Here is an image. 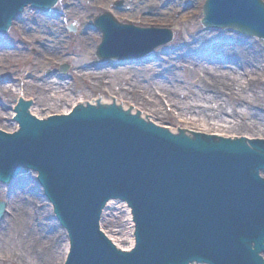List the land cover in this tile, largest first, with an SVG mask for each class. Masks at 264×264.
<instances>
[{
  "label": "water",
  "instance_id": "water-1",
  "mask_svg": "<svg viewBox=\"0 0 264 264\" xmlns=\"http://www.w3.org/2000/svg\"><path fill=\"white\" fill-rule=\"evenodd\" d=\"M53 2L0 0V28L27 6L47 9ZM234 9L253 20L264 17L258 0H207L203 23L233 19ZM95 25L103 33L101 57L112 45H131L110 33L118 26L107 16ZM89 102L43 122L20 102L18 132H0V178L23 170L38 174L70 239L66 264H264L263 141L248 147L181 131L174 136L178 131L124 113L113 103L130 108L105 95ZM111 199L132 210L136 247L130 254L117 252L99 232ZM3 211L0 204V218Z\"/></svg>",
  "mask_w": 264,
  "mask_h": 264
},
{
  "label": "rangeland",
  "instance_id": "rangeland-1",
  "mask_svg": "<svg viewBox=\"0 0 264 264\" xmlns=\"http://www.w3.org/2000/svg\"><path fill=\"white\" fill-rule=\"evenodd\" d=\"M159 1L160 2L157 3V5L160 6L161 9L160 13L156 12L155 10V15L153 16L155 18H148V16L146 15V12L152 10L151 8L144 10L145 8L135 6L134 3L136 2V0H99V2H92V7H85L86 4L82 0L80 2L81 6L76 5L73 10L67 11V17L60 16L63 13V8L61 7L62 3L60 2L58 5L59 13L54 10L56 12L57 19L53 20L46 18L40 14L35 15V12L33 11H31V15H26L25 12L24 15L21 17V23H19V25H27L28 36L44 37L42 39L45 40L47 45L51 46V49L47 48V50L51 53V55L57 57L58 60H62L66 53L73 54L74 59L72 62L75 66L79 65L78 68L83 65L91 64V62L94 60L96 48L101 43L100 33L96 31L93 27V29H90L89 26L86 27L88 24L90 26L92 25V21L87 20L92 15L97 17L104 12H108L110 14L112 13L111 15H113V17L116 18L119 22L124 23L125 19H128L129 21L135 20L133 19L135 14L139 13L142 15V22L139 24L135 23L133 24L134 26L145 27L146 25L144 24L152 23L155 25V27H164V29H169L172 33L171 35L173 39L171 43L165 45V47L163 46L156 49L155 52L148 56L150 57L148 63H141L125 69L110 68L108 70H105L109 72V74H103L102 72L97 73V75H95V78L96 80H101L103 82L102 85L106 86L104 88L105 91L98 89V86H100L101 83L100 81H97L95 84L96 90L89 89L87 87L85 88L84 86L80 85L79 87H77L75 96H72L66 93L62 94V92H60V89L57 94H52L51 101L49 99V97L51 96L44 93V91L41 90V88L39 87V85L44 84L42 82L43 80H33L38 76V72L40 71H36V69L40 68L42 71L41 66L35 69L25 67L22 72L17 70L13 71L14 75H18L17 77L23 78L24 75L26 81L28 80L30 82L25 89L20 88V90L17 91L14 88L19 89L17 86L18 83L15 86L11 84H4L0 86V88H5V91H3L2 89L0 90V115H2L0 117V130L5 132H12L10 127H14L15 130L17 129V127L13 125L11 118L14 116L13 109L16 106L15 103L18 100L19 95L14 96V93L10 94V96H12L13 98L10 97V99H8L7 97H9V95L6 93V91L8 92L7 88L9 90H14V92L16 91V93L18 94L23 93L24 98L26 99H28L29 97L28 95L26 96V94H31L34 96L37 92L41 99L42 97H44L49 101V105L52 108L50 109L49 114H60L65 112L64 106L67 109L70 108L71 105L69 104H71L72 100L89 102L100 95H105L111 99H119L117 101H121L120 104L132 109L135 112H140V109V111L135 110L138 109V104H136V102H141L138 97L147 99L150 96L155 98L154 93H156L158 101L162 104V106L166 107L167 112H169L171 110L170 106H167V103L166 101H164L162 94L158 91H155V86L151 84L154 81L163 82V74H165L168 77H175L177 84L182 88V92H186L184 97L188 100L189 104L196 106L194 101L192 100L204 101L203 104L207 108L208 113L211 112V105H222V107L219 108L227 111V114L223 116L224 119L231 122L235 119H238V122H240L243 121V118L231 114L230 108H234L239 114H243V110H249L246 111L248 115L246 116L247 118H245L244 120H246V122H249V120L255 121L258 124V127L262 128V130L256 132V134L248 133L246 131L225 130L226 132H232L226 133L225 131H223L228 134L227 137H244L246 139L264 138V61H262L263 70L258 75H256L258 73V69H256L255 67L247 69V72L244 73L242 69L238 66V57L237 59H235V65H231L233 63L227 60L224 61L225 59L216 50H214V47H216V45H219L220 42H225L226 44H223L224 48H227L228 50H233V53L236 54L237 52H235L234 48L238 47L237 42L232 44L231 40H236L239 43L241 41H248L254 44L255 49L259 52V55L262 57L264 56V46L260 45V43H258V41L255 39L243 37L235 32H216L211 30H203L201 28L200 22L202 20V7L204 6L206 0ZM261 1L264 2V0ZM118 3H121V5L115 8V4ZM149 6L155 8L152 5ZM35 17L39 18L41 22H44L46 24L43 25V23H40L35 25ZM47 21L56 22L57 30L53 29L51 26H47ZM130 23L132 22L130 21ZM71 24L75 25L77 31L73 34L72 37H70V40L66 42L67 40L64 39V34L68 35L66 25ZM62 27H64V29H62ZM81 36L83 38H81ZM192 40L194 42V45H190V47L188 48L187 45ZM65 43L71 44L68 51L65 50ZM63 47L64 50H62ZM14 49L17 50V54H15L16 59L15 57H10L9 63L16 62L18 65L22 66L25 61L30 62L31 60H36L37 62L32 64H41L38 55L34 53L27 54V52H24L22 50L21 45L18 42H15V44L13 45V50ZM13 50H6V57H8V54ZM218 54L220 56H218ZM206 56L213 63L209 61ZM213 56H215V58ZM200 57L203 58L202 62L198 61V63H192V65L190 66L191 60L195 61ZM4 58L5 56L0 57V61H4ZM223 62H227V65H225V67L231 65L239 69L234 70L238 74L243 75L242 78L245 80V86L240 85V81L238 80L237 82H233V85H230L232 83L226 84L228 87L227 90H219L217 88H213L214 91L213 89L207 91V95L212 97L211 103H206L205 100L196 98V92H198L203 87H208V84H206L204 80L205 77L202 74L205 72L202 69H205L212 73L215 66L218 68L222 67L221 65H224L222 64ZM42 66L48 67V65L43 63ZM48 69L49 68L45 69L43 73H45V71ZM226 69L229 68H223L222 70ZM254 69H256L255 72H253ZM17 72L19 74H17ZM30 72L31 74H28ZM250 73H253L252 76L247 77V74ZM3 74L4 73H1L0 75L2 76ZM8 75L12 78L15 77L10 73H8ZM99 75H102L104 79H102ZM238 76L240 79V75ZM39 78H43V75L41 74ZM138 78L140 79V81H137ZM130 81H135L136 83L137 88L134 89L135 92L133 91V88L130 85ZM56 82L58 83L60 82V80ZM194 82H196V84H194ZM70 86L72 88L73 85L70 84ZM189 87L192 88L193 92H189ZM142 91H145V93ZM122 94H124V96H122ZM4 97H6L7 99H5ZM65 97H68V99L65 100ZM32 100L34 104V99ZM65 102L67 103L65 104ZM131 105H133L135 108ZM43 106H45V103L43 102L36 103V106L32 108V111L34 113L32 114L36 117L37 115L40 116V110ZM142 112H140L141 115H143ZM147 114L146 112L144 113V115H146L144 117H146L147 122H150L159 128L168 127L173 131L197 132L206 135H210V131L213 130L211 128L203 126L201 123H198L199 121L193 124V122L189 120L190 122L188 123L193 126H190L189 124H179L177 122H155V119L152 118V116H148ZM39 118L42 117L40 116ZM175 118H178L177 113H175ZM20 179H24L23 184L20 185V191L18 188L15 190H10L8 187L4 186L5 183L0 181V202H5L7 209L9 210H11V206L14 204V202L16 200H19L20 198L23 199V201L26 199L27 201L33 203L32 206L36 211V215L32 219V225L34 224L36 225V227H38L37 225L42 222H45L47 226L45 234H48L46 235L47 237H52L53 241L51 247H48L49 244L45 246V251L42 254V256H44L41 261L35 256L32 249L29 250L28 253L31 255H28V257L32 256V258H37V260L40 261L39 264H62L64 262V243L65 241L67 243L65 232L61 230L59 224L55 220L54 215L52 214L49 204L43 199L42 191L34 181L35 175L27 174L22 176ZM20 179H17L16 182H20ZM26 185L28 186V189ZM22 186L23 188L25 187L26 192L23 190ZM17 196H19L18 199ZM28 197H30L31 199ZM113 206L120 207V210L117 207L112 208ZM113 206L109 210H107L106 213L103 215L100 227L104 231V233L107 234L109 237L117 238V240L120 241V237H123V234L125 232H121L123 231L122 225L125 224L123 220V215L125 214L124 210L122 209V204L116 203V205ZM114 209H118L119 211H116ZM9 210H7V214L5 213L3 220H0V240H2L1 235L3 233V221L5 219L6 221H8L9 214H11ZM45 243H47V241ZM53 244L54 247L52 248ZM119 244L123 245L124 243ZM10 247L12 246L10 245ZM48 249H50V252H47ZM52 260V263H48ZM0 262V264L25 263L23 259H20V254L16 252H14V255L10 259V261L2 263L3 261L0 260Z\"/></svg>",
  "mask_w": 264,
  "mask_h": 264
},
{
  "label": "bare ground",
  "instance_id": "bare-ground-1",
  "mask_svg": "<svg viewBox=\"0 0 264 264\" xmlns=\"http://www.w3.org/2000/svg\"><path fill=\"white\" fill-rule=\"evenodd\" d=\"M94 1H99V0H94ZM139 1H143V0H139ZM136 2H137V4H139V7H141V8H144L145 6L152 5L153 7L156 8V12L160 13L161 8H160V6L157 5V3L160 2L159 0H147L143 4L138 3V0H136ZM26 15H31V13L26 12ZM35 15H38V14L35 13ZM98 17H102V16L95 17L92 15L89 18V20L94 22ZM34 19H35L34 24L35 23L36 24H40V23L42 24L43 23V25L46 24L44 22H41V20L37 17H35ZM133 19H137L139 21H142V17L140 16L139 13L135 14ZM51 20H53V19H51ZM47 23H48L47 26H51L53 29L57 30L56 22L47 21ZM24 26L27 27V25H24ZM159 37L163 38L164 36L160 35ZM81 38H83V37L81 36ZM235 41L236 40H231V43L233 44V43H235ZM139 42L141 44H143L145 47H148V48L152 47L146 41L140 40ZM223 44H226V43L220 42L219 45H216V47H214V50H216L225 60H228L229 62L233 63L231 65H235V62H236L235 59H237V57H238V60H239L237 62V63H239L238 66H239V68L242 69V71L244 73H246L247 69H249L251 67L252 68L255 67L256 69H258V73L257 74L255 73L256 75H258L263 70L262 61H264V56L261 57L259 55V52L255 49L254 44H252L251 42H248V41H241L240 43L238 42L239 46L234 48L235 52H237L236 54L233 53L234 52L233 50H228L227 48H224ZM189 45H194L193 40L190 41ZM46 48L51 49V46L47 45ZM112 48H117V47L115 45H112ZM124 48H125V53H129L130 51H132L126 46ZM225 52H227V53H225ZM4 54H5L4 52H0V57H3ZM219 54H218V56H220ZM206 58L209 61H211L207 56H206ZM198 61L202 62L203 58L200 57L199 59H196L195 61L191 60L190 66L192 65V63H195V62L198 63ZM231 65H228L226 67H225V65H221L222 67H219V68L215 66L212 73L205 70V69H202L205 72L202 74L205 77L204 80H205V83L208 84V87H206V88L203 87L198 92H196V98L203 99V100H205L206 103H211L212 97L207 95V91H210L213 88H217L219 90H222V89L227 90L228 87L226 84L232 83L230 85H233V82H237L238 80L240 81V85L245 86V80L242 78L243 75L238 74L234 69H236V70H239V69L237 67L235 68ZM30 66L33 67L35 65L31 63ZM125 68H123V69H125ZM223 68H229V69L222 70ZM256 69H254L253 72H255ZM39 70L41 71L40 68L36 69V71H39ZM93 73H95L93 75H96V73H98V72H93ZM102 73L103 74H109V72H107V71H103ZM17 74H19V73L17 72ZM158 74H159V72H158ZM252 74L251 73L247 74V77L252 76ZM238 75H240V79H239ZM223 80H224V82H223ZM137 81H140V79L138 78ZM130 82H131L130 85L134 91V89L137 88L136 83H135V81H130ZM45 83H48L51 86H53V87H51L50 85H41L40 86V88H42L43 91L47 92V94L49 96L52 93H54V94L58 93L60 90L59 87L62 85L61 83H57V82H45ZM151 84H153L155 86V91H158L159 93L162 94V97L164 98V101H166L167 106H170V108H171V110L169 112H167L166 107L162 106V104L158 101V99L156 97V93H154L155 98L149 96L146 99V98H140L138 96H135V97H138L139 100H141L140 103L136 102V104H138L137 110L138 111L141 110L140 112L144 111V112H142L143 116H146V115H144L145 112H146V114L148 113L147 115L152 116V118L155 119V122L156 121L157 122H168V123L169 122H172V123L177 122L179 124H187L188 125L189 124L188 122H190L189 120H191V122H193V124H195L199 121L198 123H201L203 126L213 129L210 131V133L212 135H218V136H222V137H227L228 134H226V133H232V132H226V131H246L248 133H255L256 134V132H259L262 130L261 127H258V124L255 121L249 120V122H246V120H244L245 118H247L246 116L248 115V113L246 111H249V110H246V111L243 110L244 113L239 114L236 112V110L234 108H230L231 114H233L234 116H238L240 118H243V121L238 122V119H235L234 121L231 122V121L224 119L223 116L225 114H227V111L219 108V107H222V105H215V104L211 105L212 106L211 112L208 113L207 108L203 104L204 101L192 100V101H194L196 106L189 104L188 100L184 97L186 92H182V88L177 84L174 76L168 77L167 75L163 74V82L154 81ZM194 84H196V82H194ZM2 90L5 91V88H3ZM7 90H8V92L6 91V93L9 95V97H7L8 99H10V97L13 98L12 96H10V94H13V93H14V96L19 95V98H21V99L24 98L23 93L18 94V93H16V91L14 92V90H9L8 88H7ZM188 90H189V92H193L191 87H189ZM213 91H214V89H213ZM142 92L145 93V91H142ZM35 95L31 98H34L36 103H40V102L45 103V106H43L41 108V110L45 109V108H48V110L52 109L51 106L49 105L50 104L49 101L46 98L42 97V99H41V97H39L37 92ZM122 96H124V94H122ZM4 98H6V97H4ZM65 99H68V97H65ZM113 99H115V98H113ZM115 100L117 102V100H119V99H115ZM21 102H22V100H21ZM72 102H74V105L84 103L82 101L77 103L74 100H72ZM131 106L134 107L133 105H131ZM27 108L28 107H26V109ZM66 112L68 113L70 111H66ZM31 113H32V111H31ZM175 113H177V116H178L177 119L175 118ZM245 113H247V114H245ZM1 116L2 115H0V117ZM37 117L39 118L40 116L37 115ZM13 125H15L17 127L16 124H13ZM189 125L193 126L191 124H189ZM155 127H157V126H155ZM10 129L14 130L15 132H17L19 130L18 127L16 130L14 127H10ZM161 129L173 131L172 129H170L168 127H164ZM223 131H225L226 133ZM195 135L202 137L201 134H195ZM230 139H234V138H230ZM258 176L261 177V173H259ZM262 177H264V175H262ZM19 181L20 182L15 181V182L10 183L12 190H15L18 188L20 191V185L23 184V181H21V179ZM22 188H23V186H22ZM27 189H28V186H27ZM23 190L26 192L25 187L23 188ZM18 198H19V196H17V199ZM28 198H30V197H28ZM32 204L33 203L27 201L26 199L23 201V199L20 198L19 200H16L14 202V204L11 206V210L8 209L11 212V214H9V220L8 221H6V219L3 221V224H2L3 233L1 235L2 240H0V260L3 261L2 263L10 261V259L14 255V252H16V253L20 254V259L24 260V262H25L24 264H39V262L42 260V258L44 256V255L42 256V254L45 251V246L49 244L48 247H51L53 239H52V237H47L46 235H48V234H45V230L47 228L45 222H42L39 225H37L38 227H36V225H34V224L32 225V219L36 215V211L34 210V207L32 206ZM113 205H116V203H113L112 201L106 205V207L103 210L102 217L106 213V211L109 210ZM115 207H117L120 210V207H118V206H113L112 208H115ZM118 209H114V210L119 211ZM122 209L124 210V214H125V215H123L124 216L123 220H124L125 224L122 225L123 231H121V232H124V231L125 232L123 234V237H120V243H124V244L118 245L119 240L116 241L117 238H115L116 240L111 238V242L120 251H130V249L133 248V246H134V237H133L134 224H133V221H131L130 210L128 208H125V207H123ZM41 240H43V241H41ZM46 241H47V243H45ZM10 245L12 247H10ZM53 247H54V244L52 245V248ZM30 249L33 250L35 256L40 261H38L37 258H32V256L31 257L29 256L31 259L28 257V255H31L28 253ZM50 249H48L47 252H50ZM63 251H64L63 255H64V260H65L66 253L68 251V243H66V241L64 243ZM52 262H53V260L48 262V263H52Z\"/></svg>",
  "mask_w": 264,
  "mask_h": 264
},
{
  "label": "flooded vegetation",
  "instance_id": "flooded-vegetation-1",
  "mask_svg": "<svg viewBox=\"0 0 264 264\" xmlns=\"http://www.w3.org/2000/svg\"><path fill=\"white\" fill-rule=\"evenodd\" d=\"M18 30L21 31L22 30L21 27H19ZM11 35L14 36L15 33L13 32ZM12 36H8L7 38L10 40ZM8 44H9V41H7V40L4 41V42H0V51H3V50L6 51V50H8L9 49Z\"/></svg>",
  "mask_w": 264,
  "mask_h": 264
}]
</instances>
